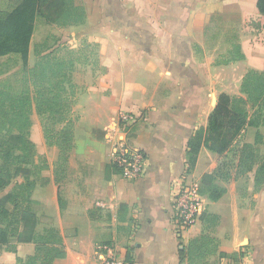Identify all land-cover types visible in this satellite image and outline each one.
I'll list each match as a JSON object with an SVG mask.
<instances>
[{
  "label": "crops",
  "instance_id": "crops-1",
  "mask_svg": "<svg viewBox=\"0 0 264 264\" xmlns=\"http://www.w3.org/2000/svg\"><path fill=\"white\" fill-rule=\"evenodd\" d=\"M112 1L84 4L79 25L98 44L101 75L90 88L97 97L88 94L73 104L78 117L64 179L55 183L51 164L43 173L49 181L32 192L36 231L52 226L61 236L65 255L52 264H101L97 245L102 243L113 244L126 264H264V184L254 191L253 171L235 178L234 165L221 167L217 183L226 192L216 201L204 200L206 211L219 215L211 233L218 252L247 250L237 263L218 254L181 261L179 249L207 224L200 219L178 238L170 200L171 181L187 171L188 141L196 129L207 127L219 94L242 95L246 71L264 70V15L257 0ZM12 6L13 0H0V10ZM216 14L245 23L231 43L239 45L242 59L230 60V44L225 56L207 36ZM119 111L137 116L127 134L146 157L145 173L134 180L110 163L113 144L127 137L118 127ZM224 156L202 146L188 178L199 184ZM8 248L0 245V264H17L18 257L34 253L35 244L19 242L15 252Z\"/></svg>",
  "mask_w": 264,
  "mask_h": 264
},
{
  "label": "trees",
  "instance_id": "trees-1",
  "mask_svg": "<svg viewBox=\"0 0 264 264\" xmlns=\"http://www.w3.org/2000/svg\"><path fill=\"white\" fill-rule=\"evenodd\" d=\"M256 7L264 15V0H257ZM39 17L48 24L65 27L83 23L85 10L75 0H13L10 10H0V58L18 55L26 65ZM242 58L239 45H235L230 60ZM62 65L57 63L59 73L51 70L53 78H62L50 85L39 80L45 77L46 68H41L32 92L25 83L22 89L16 90L8 80H0V190L16 179L10 196L12 208L0 205V245L7 244L8 249L15 252L19 242L35 244L34 253L24 259L18 257L17 264H52L65 255L55 227H44L41 233L36 231L38 219L32 208V192L36 185H45L49 179L42 174L48 165L38 160L35 144L30 138V111L34 107L43 117L46 144L59 149L53 177L55 183H60L74 145L75 123L73 100L65 94L66 88L60 87L68 76L62 71ZM29 71L34 75V68ZM240 92L242 95L237 96L219 94L207 127L196 129L188 141L186 170L193 169L202 146L221 157L233 152L234 177L253 171L254 191H258L264 184V132L261 131L264 128V70L248 69L243 75ZM248 127L255 129L251 142L242 141ZM221 167L219 164L213 172L203 174L199 181V192L212 201L226 192L225 187L217 183ZM18 177L20 181H17ZM223 177L230 178V173ZM200 219L207 224L205 231L193 238L188 246L179 249V259L182 261L186 257L190 262H199L218 254L220 258L227 256L237 263L243 252L229 255L218 252V240L211 234L219 222V215L205 210ZM12 239L16 240L15 244H10Z\"/></svg>",
  "mask_w": 264,
  "mask_h": 264
},
{
  "label": "rangeland",
  "instance_id": "rangeland-1",
  "mask_svg": "<svg viewBox=\"0 0 264 264\" xmlns=\"http://www.w3.org/2000/svg\"><path fill=\"white\" fill-rule=\"evenodd\" d=\"M86 1L87 0H75V3L81 5L85 10L84 4H86ZM98 1L99 0H90V3H96ZM109 1L113 2L112 0ZM247 23H249V27H253V31L256 30V24L254 21L250 20ZM243 24L245 23L234 19L232 16L216 14L212 17L211 25L207 28V36L212 38L211 42L214 41V43L216 42L217 45L221 46V52L227 56L225 52L227 51L229 44L233 50L234 47L231 43L235 40L237 33ZM57 26L58 27H56V24L53 26L46 23L44 18H37L35 30L30 42L29 53L26 59V65L23 64L22 59H20L18 55L1 57L0 80H8V83H10V85L16 90L22 89L25 83L29 86V89L32 92L34 89V81L40 78L41 68H46V71L45 77L42 79L40 78L39 80L43 81L46 85H50L51 83H54L55 80L62 78V76H59V78H53L51 74V70L59 73L60 71L58 70H60V68L57 66V63H62V71L68 74V76H66L60 83V87L66 88L65 94L70 95L73 104L75 102H82L83 98L88 94H90L89 98H96L97 91H92L90 88L97 85V80L101 75V69L98 63V44L88 38V35H86L85 31L79 24L70 28H68V26ZM31 68L35 69L34 75L29 71ZM107 92L108 91H106V94ZM122 112L126 111H119L117 117L119 113L121 114ZM133 116L135 118L130 123V126L137 120V116L135 114H133ZM73 117L77 119V113L73 112ZM30 120V138L35 144L38 160L41 163L46 162L48 164V168L42 172V174H45V171L47 170L50 172L51 164L55 167L59 149L57 146L46 144L42 126L43 117L36 113L34 107H32L30 111ZM118 127L120 131L124 132L127 136L125 138L129 140L130 138L127 134L129 128L123 130V128L119 126V123ZM261 131L264 132V128H261ZM254 132V128L248 127L242 141L249 136H253ZM232 154L233 152H228L223 158H221L223 169L231 167L233 162L231 160ZM190 172L191 171H186L180 176L188 177ZM15 180L16 179L0 190V205H9L10 209L12 208L10 196ZM17 181H20L19 177Z\"/></svg>",
  "mask_w": 264,
  "mask_h": 264
},
{
  "label": "built area",
  "instance_id": "built-area-1",
  "mask_svg": "<svg viewBox=\"0 0 264 264\" xmlns=\"http://www.w3.org/2000/svg\"><path fill=\"white\" fill-rule=\"evenodd\" d=\"M131 113H119L117 119L119 126L126 130L134 120ZM110 163L119 170L121 175L130 180L138 179L145 173L146 157L145 154L134 147L127 138L116 141L110 157ZM170 200L172 206L171 224L178 238H181L182 232L193 226L206 210L205 195L199 192V184L190 180L186 176H179L170 183ZM100 254L101 264H126L121 259L115 246L111 243H102L97 245ZM243 252L240 259L246 257L247 250ZM238 264H243L240 261Z\"/></svg>",
  "mask_w": 264,
  "mask_h": 264
}]
</instances>
